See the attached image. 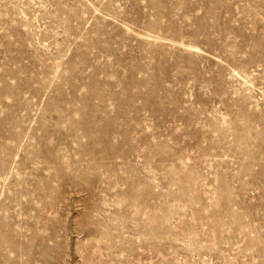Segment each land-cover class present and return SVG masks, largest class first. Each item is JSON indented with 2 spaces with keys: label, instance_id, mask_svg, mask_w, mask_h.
<instances>
[{
  "label": "rangeland",
  "instance_id": "374dc122",
  "mask_svg": "<svg viewBox=\"0 0 264 264\" xmlns=\"http://www.w3.org/2000/svg\"><path fill=\"white\" fill-rule=\"evenodd\" d=\"M0 264H264V0H0Z\"/></svg>",
  "mask_w": 264,
  "mask_h": 264
}]
</instances>
